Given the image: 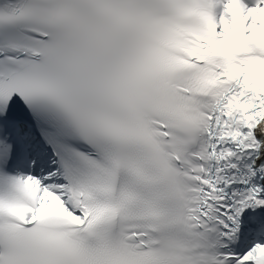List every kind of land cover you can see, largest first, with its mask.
Wrapping results in <instances>:
<instances>
[{"label": "snow or ice", "instance_id": "obj_1", "mask_svg": "<svg viewBox=\"0 0 264 264\" xmlns=\"http://www.w3.org/2000/svg\"><path fill=\"white\" fill-rule=\"evenodd\" d=\"M0 264H264V0H0Z\"/></svg>", "mask_w": 264, "mask_h": 264}]
</instances>
